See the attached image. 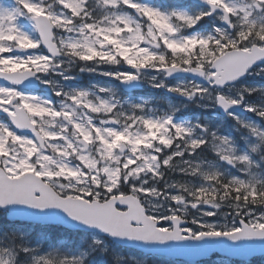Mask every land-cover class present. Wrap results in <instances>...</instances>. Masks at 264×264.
Segmentation results:
<instances>
[{
  "label": "snow or ice",
  "instance_id": "1",
  "mask_svg": "<svg viewBox=\"0 0 264 264\" xmlns=\"http://www.w3.org/2000/svg\"><path fill=\"white\" fill-rule=\"evenodd\" d=\"M0 115V264L264 259V0H0Z\"/></svg>",
  "mask_w": 264,
  "mask_h": 264
},
{
  "label": "water",
  "instance_id": "2",
  "mask_svg": "<svg viewBox=\"0 0 264 264\" xmlns=\"http://www.w3.org/2000/svg\"><path fill=\"white\" fill-rule=\"evenodd\" d=\"M215 253L219 254L221 256L228 257L230 259L241 260V261L244 259L240 256H229L227 253L222 252V251H214V252H211L209 254H204V255H194V254H190V253L178 252V253L171 254V255H165L163 257H167V258L172 259V260L179 259V260L186 261L188 263H193V262H196L199 260L209 258L210 256H212ZM258 256H260L259 253H257L256 255H254L248 259H252V258L258 257Z\"/></svg>",
  "mask_w": 264,
  "mask_h": 264
},
{
  "label": "rangeland",
  "instance_id": "3",
  "mask_svg": "<svg viewBox=\"0 0 264 264\" xmlns=\"http://www.w3.org/2000/svg\"><path fill=\"white\" fill-rule=\"evenodd\" d=\"M99 79V78H98ZM162 260V262H163V264H171V263H169V262H167V260H165V259H161ZM220 261L221 260H214L211 264H220ZM257 264H264V260L263 261H260V262H258Z\"/></svg>",
  "mask_w": 264,
  "mask_h": 264
},
{
  "label": "trees",
  "instance_id": "4",
  "mask_svg": "<svg viewBox=\"0 0 264 264\" xmlns=\"http://www.w3.org/2000/svg\"><path fill=\"white\" fill-rule=\"evenodd\" d=\"M253 262H257V261H253ZM206 264H208V263H206ZM233 264H235V263H233Z\"/></svg>",
  "mask_w": 264,
  "mask_h": 264
},
{
  "label": "flooded vegetation",
  "instance_id": "5",
  "mask_svg": "<svg viewBox=\"0 0 264 264\" xmlns=\"http://www.w3.org/2000/svg\"><path fill=\"white\" fill-rule=\"evenodd\" d=\"M0 118H2V115H0Z\"/></svg>",
  "mask_w": 264,
  "mask_h": 264
}]
</instances>
